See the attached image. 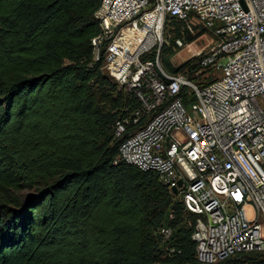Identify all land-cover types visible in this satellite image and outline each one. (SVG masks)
Instances as JSON below:
<instances>
[{
	"label": "trees",
	"instance_id": "trees-1",
	"mask_svg": "<svg viewBox=\"0 0 264 264\" xmlns=\"http://www.w3.org/2000/svg\"><path fill=\"white\" fill-rule=\"evenodd\" d=\"M99 3L0 0V264H199L195 215L154 172L115 162L114 122L139 102L94 60ZM200 34L168 17L159 62L207 84L197 58L169 60L176 38ZM217 264H264V253Z\"/></svg>",
	"mask_w": 264,
	"mask_h": 264
},
{
	"label": "built area",
	"instance_id": "built-area-1",
	"mask_svg": "<svg viewBox=\"0 0 264 264\" xmlns=\"http://www.w3.org/2000/svg\"><path fill=\"white\" fill-rule=\"evenodd\" d=\"M94 17V60L102 54L101 70L139 102L114 122L115 162L176 187L195 215L199 264L264 253V0H100ZM168 17L215 38L196 57L211 82L160 64Z\"/></svg>",
	"mask_w": 264,
	"mask_h": 264
},
{
	"label": "rangeland",
	"instance_id": "rangeland-1",
	"mask_svg": "<svg viewBox=\"0 0 264 264\" xmlns=\"http://www.w3.org/2000/svg\"><path fill=\"white\" fill-rule=\"evenodd\" d=\"M201 32V34L190 43L180 47L175 54H173L169 60L172 66H177L186 60L198 57L202 51L215 43V38L209 31L196 28L192 34Z\"/></svg>",
	"mask_w": 264,
	"mask_h": 264
},
{
	"label": "water",
	"instance_id": "water-1",
	"mask_svg": "<svg viewBox=\"0 0 264 264\" xmlns=\"http://www.w3.org/2000/svg\"><path fill=\"white\" fill-rule=\"evenodd\" d=\"M180 184H181V182L179 181L178 182V185H180ZM171 192L175 194L176 193V187H172L171 188Z\"/></svg>",
	"mask_w": 264,
	"mask_h": 264
}]
</instances>
